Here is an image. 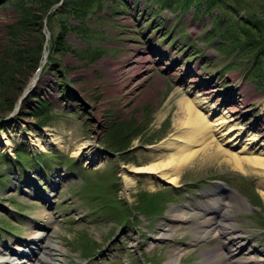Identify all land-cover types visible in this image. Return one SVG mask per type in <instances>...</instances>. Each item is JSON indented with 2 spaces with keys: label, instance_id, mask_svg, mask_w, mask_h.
<instances>
[{
  "label": "rangeland",
  "instance_id": "rangeland-1",
  "mask_svg": "<svg viewBox=\"0 0 264 264\" xmlns=\"http://www.w3.org/2000/svg\"><path fill=\"white\" fill-rule=\"evenodd\" d=\"M203 1L185 6V0H108L84 23L65 14L66 7L59 5L48 11L52 17L44 21L43 59L36 63L33 56L20 66L29 48L21 44V59L11 58L9 64L13 66H4L9 70L6 74L15 76L18 83L13 92L4 93L0 87V137L13 144L11 149L0 147V250L7 245L13 251L29 247L24 239L33 227L41 230L39 227L50 223L56 241L67 249V264H152L149 258L154 264H167L170 247L176 244L185 248L194 241L193 229L202 222H181L168 210H185L188 217L203 215L213 210L203 203L217 200L216 195L207 196L208 189L211 187L212 194L224 192L222 184L228 189L222 202L232 215L237 234L243 235V253L235 259L264 258V182H260L264 172L244 173L222 160L203 162L202 155L182 168L176 184L160 181L153 186L146 174L132 171L134 166L150 161L148 145L158 144L176 131L177 100L205 90L201 83L213 89L206 100L218 107V113L244 106L240 112H233V117L238 116L233 123L243 126L245 138L254 137L255 146L264 148V61L249 70L255 65V49L246 47L244 39L233 42L235 38L222 39L219 35L228 29L224 20L231 15V36L238 31L240 18L260 20L264 27V0H226L223 7L210 11L212 17ZM0 2V24L11 23L15 18L11 0ZM227 4L232 12L225 9ZM62 22L77 24L80 30L67 33ZM6 25L0 31V57L8 41ZM59 36L78 51L86 52L91 43L98 47V57L56 51ZM220 40L227 47L220 46ZM41 59L45 60L42 70L35 77ZM21 88L22 92L30 89V97L23 99L15 112ZM15 94L18 98L7 111ZM36 95L51 105V118L43 129L38 114L33 113L38 106ZM228 95L232 102L224 100ZM6 119L9 125L16 122L7 127ZM115 121L132 124L134 132L139 131L131 135L130 146L124 151L106 140ZM37 125L40 130L48 128L60 135L64 145L54 141L47 152L35 147L27 138L42 134ZM21 133L22 144L17 142ZM79 141H88L87 148L78 152L80 157L66 162L68 155H76ZM90 148L100 156L91 163L82 157ZM102 159L106 162L99 163ZM37 169L45 176L41 177ZM124 175L131 179L130 187ZM31 177L37 179L38 186L36 182L32 188L23 185V181L31 182ZM50 183L60 187L54 190L48 210L43 198L35 197L34 189L40 196L49 194L46 185ZM156 190L158 193L148 194ZM147 194L151 198L162 196L156 198L161 210L141 205ZM235 194L249 205L233 200ZM44 209L50 212L46 218L40 216ZM6 222L8 229L4 228ZM171 225H178L176 234L160 242L161 227ZM221 240L222 235H217L189 249L183 263L197 264L202 249ZM87 243L96 253L91 260L83 258L82 248Z\"/></svg>",
  "mask_w": 264,
  "mask_h": 264
},
{
  "label": "bare ground",
  "instance_id": "bare-ground-1",
  "mask_svg": "<svg viewBox=\"0 0 264 264\" xmlns=\"http://www.w3.org/2000/svg\"><path fill=\"white\" fill-rule=\"evenodd\" d=\"M57 6L58 3L51 9ZM51 12H53V10ZM47 15L48 16L44 19L46 23L50 12ZM16 21L17 18H14L13 21L11 20V23L13 24ZM7 23L10 22L0 24V31ZM191 71H195V69L193 68ZM32 81L36 82L35 79H32ZM31 86L33 87V85ZM199 86H201V88L204 86L203 88L205 90L195 94L192 98L183 96L177 100L178 111L174 124L176 131L170 133V135L160 143L148 145L147 147L151 152L150 161L142 166H134V169H132V171L136 173L146 174L148 178L151 179L149 183L153 186L155 182L160 181L163 183L170 182L176 184L180 180L182 168L193 163L200 155H202L201 160L203 162L222 160L244 173L249 170L258 172V174L264 172V148L255 146L254 137L245 138L243 126L239 123H233L238 118V116H232L233 112H240L244 106H240V108L236 109H226L222 113H218L220 112V110L217 112L218 107H216L215 104L211 105L210 101L206 100L213 89L208 88L206 83H201ZM28 90L20 94L15 112H17L23 104V99L27 96ZM224 100L226 102H232L233 98L231 95H228ZM224 100L223 102H225ZM213 113H216L213 116H217L212 119L210 116H212ZM45 127L46 126L41 125V129ZM40 131H42L41 135H31L27 138L35 147L41 148L47 152L51 149L50 146H53L54 141L58 142L60 147L64 145L63 138L51 132L50 129L46 128ZM20 136L22 137L23 134L21 133ZM3 138L4 137H0V147L11 149L13 146L11 141ZM86 143H88V141H79V143L75 145V157H80L81 154L78 152L84 151V149L87 148ZM226 145H229V148H237V150H233V152L231 149H227V147H225ZM89 151H91V148ZM89 151L83 152L84 155H82V157L87 158L90 163L100 158L93 150L91 151V155H89ZM101 162L105 163L106 161H103V159L101 161L99 160V163ZM262 175L264 176V173ZM124 178L127 187H130L132 184L130 182L131 179L127 175H124ZM260 182H264L263 177ZM157 191L158 190L148 192V194H155ZM210 191L211 190L207 191L208 195L212 194ZM218 192H216L217 194H212L217 196L216 201L203 203L204 205L202 204L205 207L211 206V208H213V210L205 214L203 213V215L200 214L194 215L195 217H188L185 210L177 212L173 207L168 210L169 215L175 213V219L181 222L195 219H200L202 222L193 229L194 241L185 245V248L176 244L170 247L167 264H184L182 259L189 249H192L194 246H200L202 243L208 242L209 239H213L217 235H222L223 240L217 242L212 247L203 248L197 264H264L262 261L264 258L255 259L251 256L246 261L235 259L237 254L243 253V245L240 240V238H243V235L237 234L238 231L232 221V215L229 213L226 205L221 202V200H226V192L220 194H218ZM229 196H231L230 198L232 200V195ZM233 200H237L243 205H249L245 198H239L236 194L233 196ZM49 214L50 212L44 209L40 216L46 218ZM39 228L41 230L33 227V230L30 231L32 233L28 234L26 240L24 239L29 247H25L19 251L14 250V252L8 245L4 246L0 250V264H67L69 261L67 249L64 245L56 241V235L52 232L51 224L48 223ZM178 229V225L161 227L158 232V240L163 243L167 242V240L176 234L174 231ZM56 233L58 237V232L56 231ZM76 264H79V262Z\"/></svg>",
  "mask_w": 264,
  "mask_h": 264
},
{
  "label": "trees",
  "instance_id": "trees-1",
  "mask_svg": "<svg viewBox=\"0 0 264 264\" xmlns=\"http://www.w3.org/2000/svg\"><path fill=\"white\" fill-rule=\"evenodd\" d=\"M60 1L61 0H12L11 4L15 11V18H17V21L13 24L12 23L7 24L4 28V30L6 31V38L8 39V41L6 42L7 45L4 48L5 51L2 54L3 56L0 57V66H3L0 67V87L4 88V93L5 91L13 92L15 86L18 83L17 81H14L16 79V78L14 79L15 76L6 74V72L9 70L7 67L4 66H13L12 64L11 65L9 64L11 58L12 59L20 58L22 53L21 44L29 46V48L25 50V54L23 55L25 57V59H23L24 63H22L20 60V62L22 63L20 66H23V64H25L30 58H33V56H35L33 59L37 63L38 59L42 56L44 49V42H45V36L43 32L44 19L47 16L48 11L52 7H54L56 3ZM106 1L108 0H63L62 6L66 7L65 10L63 9L65 14L71 17L73 16L74 18H77L78 20L84 23L87 20H89L91 15L102 9ZM196 1L197 0H185V6L192 5ZM203 2L206 4V12L210 14L211 17L213 16V14L211 13L213 9L223 7L226 3H228L226 0H205ZM226 8L229 12H232L231 8L228 9L229 8L228 4L225 7V9ZM58 15L60 14H57V16ZM51 17H52V13L49 15L48 18L51 19ZM232 20H233L232 15L230 19L224 20V24H227L228 29L221 30L219 32V35L222 37V39L235 38V40L233 39V42L241 41L244 39L243 43L248 45L246 47H249L251 50L255 49L254 51L255 65L250 66L249 70L255 68L256 66L257 67L261 66L262 61H264V33H263L264 27L261 26V23H259L260 20L253 18H246V20H244L243 18H240L242 22L240 23L239 27L241 28L238 27L237 29L238 31H236V34L234 36H231L232 31H231L230 23L232 22ZM62 23L67 33L71 32L72 30H80V26H78L77 24L71 25V23L68 24L65 22ZM84 27L88 29L87 26ZM255 32H257V34H254ZM57 41L60 45L55 47L56 51L57 50L61 52L71 51L72 53H74L79 57H83V55L87 56V53L89 56L92 55L93 57H98L99 55L98 47H94L91 43H88V49L85 52V51H78L77 49L73 48L71 45L70 46L66 45V42H64L63 39L61 40V36H59ZM34 43L37 45L34 46L33 45ZM219 43L220 46L227 47L224 40H220ZM31 96H33L32 93ZM17 98L18 95L15 94V96L12 99V103H10L9 108H7V111L12 109V106L14 105ZM8 99L9 98H7L6 100ZM38 101H37L38 106L34 108L33 113L38 114L37 117L38 119L40 118L39 121L40 125H46L47 120L51 118V112H50L51 105H49L48 103L46 104V102L40 98ZM40 109L42 111L39 113ZM116 121L112 123L110 129L112 132L108 135L106 140L111 146L118 148L119 151H124L130 146V142H131L130 140L132 139L131 137H133L131 135L132 134L134 135V133H137L139 131L134 132V127L132 126V124H126L124 122H116ZM158 196H153V198H151L147 194L146 199L142 198L141 205L150 208L152 206H155L156 208H160V205H158L157 203L158 200H156ZM161 209L162 207L160 208V210ZM128 210L130 209L128 208ZM138 211L146 212V210H142V211L138 210ZM93 249L94 247L90 243L85 244L84 247L82 248V250H85V255L87 256H90V253H92Z\"/></svg>",
  "mask_w": 264,
  "mask_h": 264
}]
</instances>
